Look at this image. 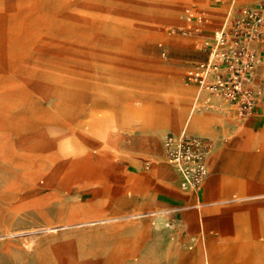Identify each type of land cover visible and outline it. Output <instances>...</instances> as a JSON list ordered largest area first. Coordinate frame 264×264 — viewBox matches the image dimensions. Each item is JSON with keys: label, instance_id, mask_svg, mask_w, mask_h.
Segmentation results:
<instances>
[{"label": "rangeland", "instance_id": "1", "mask_svg": "<svg viewBox=\"0 0 264 264\" xmlns=\"http://www.w3.org/2000/svg\"><path fill=\"white\" fill-rule=\"evenodd\" d=\"M149 1L0 0V264H264V153L239 147L243 119L210 111L209 130H183L212 145L185 195L169 165L177 193L154 171L173 127L122 133L115 156L91 129L98 109L118 123L130 103L172 104L169 84L197 85L192 106L208 111L187 69L252 5ZM216 174L251 188L213 186Z\"/></svg>", "mask_w": 264, "mask_h": 264}, {"label": "built area", "instance_id": "2", "mask_svg": "<svg viewBox=\"0 0 264 264\" xmlns=\"http://www.w3.org/2000/svg\"><path fill=\"white\" fill-rule=\"evenodd\" d=\"M183 16L187 21H201L191 8H186ZM262 39L264 0H258L254 7L244 8L240 16L225 21L213 32L214 43L208 46L206 58L192 63L185 75L187 81L197 83L207 92L201 108L239 119L254 114L262 92L255 84L258 44ZM211 146L208 137L185 131L164 135V155L178 177L181 190L200 189L209 174L207 158ZM167 224L172 226L170 222Z\"/></svg>", "mask_w": 264, "mask_h": 264}, {"label": "crops", "instance_id": "3", "mask_svg": "<svg viewBox=\"0 0 264 264\" xmlns=\"http://www.w3.org/2000/svg\"><path fill=\"white\" fill-rule=\"evenodd\" d=\"M247 1L251 2L252 4L248 7H254L257 2V0H247ZM258 47H259V61L255 68V84L262 88V92L259 97V101L255 107L254 114L246 119H243V122L239 124V127H234L232 130L239 136L237 140L239 147L243 149H248L250 151L262 150V153H264V39L260 41V43L258 44ZM193 86L195 89L193 87H183L182 89L184 90V92H188L190 95H192L191 97H194L195 101L198 102V100L202 97V90L201 89L197 90L196 89V87H198L197 85H193ZM180 112H181L180 110L176 111L177 114H179ZM212 112H215V111H212ZM212 112L194 111L188 117L185 116L186 118L184 117L182 120L184 124L183 130H187V129L188 130L196 129L199 131L209 130L212 123L215 121V119H217L214 113ZM180 114L183 115V112ZM134 129L135 128L127 129V128L120 127V125H117L116 127L108 130V134L104 137V140L102 138V142L104 143L105 147L110 152L113 153V155L111 156H115V151L117 150V147L120 143L122 133L133 132ZM111 156H107V157H111ZM262 157H264V154H262ZM207 163H208V160H207ZM166 165L168 166L169 164L167 163L166 158H165V160L161 161L160 164L154 168V171L157 175L160 176L162 184L164 188L166 189V191H169L171 193H177L176 189H174L170 185L171 177H170L169 170H168V167L170 165L168 167ZM208 168H209V165H208ZM177 180H178V177H177ZM144 181H145L144 179H140V182L138 183V185L140 186L138 188L139 191H140V188H142L143 190V188L146 187V181L145 182ZM210 184H212L213 186L215 185L216 186L221 185V186H226V187L236 186L238 187V190L240 191L239 194H244L246 193V191H248L251 188L246 180H239V179L235 180L234 178L233 179L232 178L231 179L222 178L221 176L217 174L214 175ZM178 192L180 193V191ZM188 192H191V191L181 190L180 195H183V194L185 195V193H188ZM234 197H236L237 199L243 198V197H237V195H234ZM165 212H167V210L153 211L152 214L162 215ZM165 226L168 228H172V226H170L167 223H165ZM185 227L188 228V224H186Z\"/></svg>", "mask_w": 264, "mask_h": 264}, {"label": "bare ground", "instance_id": "4", "mask_svg": "<svg viewBox=\"0 0 264 264\" xmlns=\"http://www.w3.org/2000/svg\"><path fill=\"white\" fill-rule=\"evenodd\" d=\"M154 1L155 0H150L149 3H154ZM204 18L206 23L209 24V17L206 16ZM169 86L170 95L173 99L172 104L157 105L155 102L149 101L141 108H138L130 103L127 109L119 117L118 123L116 122V118L113 116V113L107 110L98 109L89 115L92 131L99 137L103 138V140L108 134V130L113 128L116 124L127 129L157 125L161 128L173 127L175 130L174 132L176 133L183 131L184 124L182 120L185 116L188 117L195 111L192 106V101H195V98L191 97L192 95L188 92H184L182 89L183 87L180 88L174 84H169ZM177 110H180V113L183 112V115L180 113L177 114ZM81 146H83V144Z\"/></svg>", "mask_w": 264, "mask_h": 264}]
</instances>
